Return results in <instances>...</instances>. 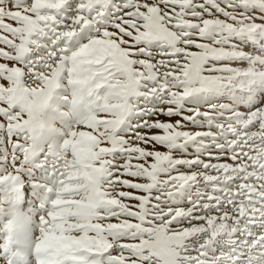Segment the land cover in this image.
<instances>
[{"label":"snow or ice","instance_id":"obj_1","mask_svg":"<svg viewBox=\"0 0 264 264\" xmlns=\"http://www.w3.org/2000/svg\"><path fill=\"white\" fill-rule=\"evenodd\" d=\"M0 260L264 264V0H0Z\"/></svg>","mask_w":264,"mask_h":264},{"label":"rangeland","instance_id":"obj_2","mask_svg":"<svg viewBox=\"0 0 264 264\" xmlns=\"http://www.w3.org/2000/svg\"><path fill=\"white\" fill-rule=\"evenodd\" d=\"M189 151H191V149ZM0 264H4V261L3 260H0Z\"/></svg>","mask_w":264,"mask_h":264}]
</instances>
